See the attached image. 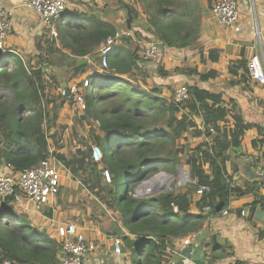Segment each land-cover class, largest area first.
<instances>
[{
    "label": "trees",
    "instance_id": "obj_1",
    "mask_svg": "<svg viewBox=\"0 0 264 264\" xmlns=\"http://www.w3.org/2000/svg\"><path fill=\"white\" fill-rule=\"evenodd\" d=\"M206 1L211 5L214 0ZM200 3L199 0H142L146 17L140 28L151 34L161 50L191 46L199 37ZM129 10L130 31L136 39L122 36L115 40L108 56V68L88 76L92 84L98 82V89L84 95L86 108L82 117L89 116L98 122L100 134H94V142L102 151L101 161H93L91 147L88 152L76 150L69 157L58 148L50 152L43 129L50 116L48 103L54 109L56 106L52 94L47 95L46 78L47 69L56 65L54 58L71 68L70 76H80L86 72L87 64H80L77 58L96 53L105 39L117 31L112 22L103 21L95 14L73 11L62 16L69 18L64 29L60 27V17L54 23L57 36L45 40L44 47L39 46L38 63L34 62L39 65L37 68L32 67L30 60L25 64L12 52L0 54V166L11 165L14 170H20L52 155L88 192L99 195L108 208L117 211L119 222L107 233L121 235L123 252L129 253L130 264H169L173 240L199 231L209 214L221 213L234 192L242 193L241 188L230 184L231 178L226 175L228 151L239 147L244 131L252 126L264 139V126L245 123L241 117L234 116L235 123L229 132L220 128L219 122L229 114V109L222 105L220 93L187 85L188 100L174 104L172 94L162 97L161 89L146 91L132 85L129 79L141 73V63L145 62L139 54L143 45L137 40L145 37L133 28L138 13L131 7ZM74 14L77 17L72 20L70 17ZM210 55L213 60L217 59V55ZM10 61L15 64L14 70L7 67ZM97 61L102 68L100 58ZM243 66V78L247 80L246 63ZM157 72L161 77L169 74L160 63ZM174 72L188 76L197 73L187 67H177ZM216 76V71H209L199 79L207 81ZM114 98L118 99L113 101ZM63 103L62 99L58 105ZM27 112L32 114L25 116ZM191 116L201 119L204 132ZM51 117L56 119V114ZM184 133L198 137L204 134L213 139V144L209 146L202 141L184 152L178 144ZM181 156H185L191 177L184 190L133 194L134 186L154 173L172 171ZM103 169L111 175L108 183L103 182ZM203 185L208 190L197 196L196 189ZM10 202L7 197L0 206V264L4 261L57 264L60 242L45 227L39 229L28 224L15 213ZM193 206L196 212H192ZM205 206L210 208L206 213Z\"/></svg>",
    "mask_w": 264,
    "mask_h": 264
},
{
    "label": "crops",
    "instance_id": "obj_2",
    "mask_svg": "<svg viewBox=\"0 0 264 264\" xmlns=\"http://www.w3.org/2000/svg\"><path fill=\"white\" fill-rule=\"evenodd\" d=\"M90 1L81 0L83 5L88 2L87 10L77 7L73 11L88 15L95 14L103 21L112 22L119 32V22L100 16L99 1L95 0L93 4ZM69 5L71 3L68 0ZM0 6L10 10L13 24L12 34L7 40L6 51L18 56L25 64L30 60V64L33 65L41 53L39 46L44 47L45 40L52 37L50 28L41 24L38 15L25 4L24 0H0ZM238 9V25L240 26L238 32H231L211 14V18L207 20L206 24H203V33L199 35L195 44L182 49L164 48L161 50L160 48L157 57L141 63L143 67L141 73H136L133 81L131 78L129 79L131 84L139 87L140 90L161 89L162 97H170L172 89L181 83L194 85L212 93H220L223 100L222 105L229 109L227 118L218 124L220 128L229 132L235 123L234 116L241 117L245 123L264 126V84L250 78L247 80L243 78L245 74L243 63H247L255 51H260L264 47V0H238ZM73 11L68 7L67 12ZM141 19L142 22L139 25L135 20L133 21V28L145 37L139 39L140 41L137 40L143 45L142 50L139 51L140 55L145 45L153 39L151 34L140 28L144 21L143 17ZM54 31H56L55 25ZM128 31L127 35L123 34L122 36L136 39L133 33ZM102 45L99 46L96 53L77 58L80 64H87L86 72L80 76H70L71 68L65 63L55 65V71L51 75H55L56 83L50 86L51 91L56 94L60 86L68 87L75 83L78 84L83 77L101 73L102 69L98 67L97 59L99 58L98 50ZM211 51L213 52L211 53ZM209 54L217 55V59L213 60ZM159 63L169 73L167 77L159 76L157 72ZM231 66L233 67L229 71ZM177 67L192 68L197 73L191 76L177 74L174 72ZM209 71H216L217 76L207 81H200L199 76ZM123 76L125 77V75ZM93 90L88 88L83 91L91 94L94 92ZM74 110L72 105L64 101L58 110L57 123L68 124L71 121L70 115L71 117L76 115ZM191 118L204 132L201 119L195 116H191ZM212 132L214 133V130ZM51 133H54V129ZM94 133L100 134L99 131ZM87 135L89 137L88 130ZM202 141L207 142L209 146L213 144V139L204 134L198 137L196 144ZM52 149L55 147L53 146ZM61 149L64 151L63 148ZM228 156L226 175L231 178L230 184L233 187L241 188L242 193L234 192L232 194L230 202L225 208L228 210L227 214L222 212L215 215L209 214L203 222V227L192 233L193 238L190 245L182 246L180 238L172 241V252H169H171V260L174 263L264 264V191L260 186L264 178V175L261 174L264 172L263 137L253 126L246 129L241 137L239 147L230 149ZM0 173L8 174L10 170L3 165L0 166ZM70 175L67 169L61 171L60 190L68 186ZM58 202L56 197L45 207L44 211L34 214L36 218L34 226L39 229H43L45 226L50 236L54 237L52 232L56 223L73 221L82 226L88 238L100 237L101 239L102 249L97 253L88 254L83 264H130L127 250L123 252L122 256H115L112 254L109 242L104 240L105 236L113 233L100 230V227L97 226L91 229L88 224L79 223L75 214L71 213V209L75 207L67 206L66 210L59 215L61 206L64 208L65 205ZM192 208V212H196L194 206ZM36 222H40L41 225ZM105 226L104 228H106ZM106 229L110 230L111 228Z\"/></svg>",
    "mask_w": 264,
    "mask_h": 264
},
{
    "label": "built area",
    "instance_id": "obj_3",
    "mask_svg": "<svg viewBox=\"0 0 264 264\" xmlns=\"http://www.w3.org/2000/svg\"><path fill=\"white\" fill-rule=\"evenodd\" d=\"M25 4L31 8L39 17V21L45 27L50 28V35L56 37L54 31V23L62 17L68 10V0H24ZM210 11L214 18L231 32H238L240 26L238 0H214L210 5ZM69 18L62 17L60 22L66 23ZM66 20V21H65ZM13 31V24L10 18V10L0 6V54L6 51L7 40ZM128 32H115L113 36H108L103 45L98 50L101 61L102 70L108 68V56L112 52L115 40ZM160 45L155 40L148 42L141 52V58L144 61L153 60L157 57ZM8 69L9 66L7 65ZM248 76L253 81L264 84V47L260 51H255L246 63ZM99 87L98 82L92 84L88 76L83 77L78 84H72L68 87L58 89L62 99L72 105L74 109L85 108L84 99L85 91L88 88L96 91ZM189 93L187 85L181 83L174 87L171 101L174 104H180L188 100ZM50 152L52 150L50 149ZM91 156L94 162L99 163L102 158V151L98 145L91 146ZM58 161L52 156L41 159L36 164L14 170L11 165H5L10 173H0V197L11 199V203L18 206H24L26 210H30V214L41 213L44 208L54 200L61 187V170L58 168ZM103 175L110 180L109 172L104 170ZM264 175V172H261ZM146 183V182H145ZM194 183V181H193ZM264 191V178L260 183ZM208 190V186H201L196 189V195H201ZM151 192L147 188L145 191L140 190L134 192L135 196H142ZM174 211L177 208L174 207ZM210 210L208 206L203 208L206 213ZM223 214H227L228 210L224 209ZM244 214V212H241ZM32 216V215H30ZM52 235L60 242V252L57 264H83L88 254H94L102 249L101 239L88 238L82 226L73 221L59 222L53 227ZM192 233L180 238L182 246H188L192 241ZM112 248V254L121 256L123 254V239L121 235L109 234L104 237ZM1 264H18L16 262L4 261ZM169 264H174L170 260Z\"/></svg>",
    "mask_w": 264,
    "mask_h": 264
},
{
    "label": "rangeland",
    "instance_id": "obj_4",
    "mask_svg": "<svg viewBox=\"0 0 264 264\" xmlns=\"http://www.w3.org/2000/svg\"><path fill=\"white\" fill-rule=\"evenodd\" d=\"M71 5L68 7L71 8V11L75 10V8L80 7L83 10H87V3H84V5L81 3V0H69ZM95 0H91L90 3H94ZM100 3V8L99 10L101 11L100 16H103V18H106L111 21L117 20L119 22V32H129L127 30L126 26V19H127V9L129 7L133 8L136 10L138 13L137 17L140 16L139 19H136V24L139 25L140 22H142L141 17L144 18L146 17V11L144 9V6L142 4V0H98ZM201 3V7H199V16H200V32L199 35L203 33V24H206L207 20L211 18V11H210V5L206 0H199ZM80 2V3H79ZM77 5V6H76ZM104 5V6H103ZM136 5V6H135ZM71 6V7H70ZM103 6V7H102ZM75 12V11H74ZM78 13V12H77ZM80 13V12H79ZM76 14H74L72 17H70L72 20H75ZM65 23L61 24L60 22V27L61 29H64ZM195 44V43H194ZM55 57V56H54ZM37 62V60H36ZM38 63V62H37ZM42 62V66L45 65ZM54 63H58L57 57L54 58ZM60 63V62H59ZM9 69L14 70L15 69V64L10 61L8 63ZM39 65L34 63L32 65L33 68H37ZM47 75H48V85L49 89H47V95L50 93L52 94L51 98L54 99L55 101V109L52 108L51 103H48V109L47 112L50 115L47 117V120L45 121L43 125V129L46 131V134L48 136V141L50 143V148L51 150L53 146L55 149L58 148V150H62L61 148L64 149L65 155L69 157L71 154H73L76 150H82L83 152H88L89 148L93 145H95L94 142V132L99 131V126L97 120H94L93 118L86 116V118H83L82 115L85 112V108H77L75 109L76 115L74 117H71V121H69L68 124H59L57 123L58 119V110H60L61 105H58L60 102V99L62 98L61 95H59V91L55 94L53 91H51L50 86L53 85V83H56L55 75L53 74L54 67L53 68H48L47 69ZM133 81V78H131ZM61 88V86L59 87ZM173 91V89H172ZM170 93V91H169ZM168 93V94H169ZM172 94V93H171ZM170 94V95H171ZM118 98H114L113 101L117 100ZM103 106V105H101ZM56 114V119H53L51 117L52 114ZM32 114V112H27V114H24L25 116ZM71 123V125H69ZM159 127H165L163 124H159ZM52 129H54V133L52 132ZM67 130V131H65ZM87 130L89 131V137L87 135ZM201 131H203L201 129ZM192 135V136H191ZM55 139V140H54ZM198 141V137L193 135V133H184L181 135V137L178 139V144L179 146L183 147L184 152H188L189 149H193L197 144L196 142ZM58 143V144H57ZM112 147V143L109 145L108 149ZM109 152V151H107ZM58 168L63 171L67 169L63 163L58 161ZM100 166V165H99ZM180 166V169L178 168ZM101 167V166H100ZM105 169H103L104 171ZM102 171V172H103ZM181 171L186 173L187 178L191 182V177H190V172H189V166L188 164L185 163V156L180 157V163L175 166V168L172 171H167V170H161L153 175H151L149 178L144 180L142 183L138 184L137 186H134V192H138L140 190H144L149 188L151 189V192H155L154 190L156 189H162L164 188L165 190H174V191H180L184 190V186L190 182L183 181L181 178ZM164 174L167 176H170L172 180L169 178L168 181L165 180L162 183H156L153 182L152 185L147 184L145 182H148L150 179H155L159 175ZM103 175V173H102ZM111 177V175L109 174ZM180 177V178H179ZM103 182L108 183L107 178L103 175ZM171 182V183H170ZM176 184V185H175ZM68 186H65V189H61L58 196H57V201L58 203H61L65 205L64 208L61 206V211L59 212V215L63 213V211L66 210V207H75L71 209V213L75 214V216L78 218L79 223H84L88 224L89 228L93 227H100V230L103 231H109L106 228L112 227L114 224L117 223L118 220V213L116 210L113 208H108L109 205L103 202L104 200L99 197V195L91 192H88L86 188L81 184V182L77 178L69 177V183L67 184ZM133 187V186H132ZM130 190V189H129ZM103 193L105 195L107 194L106 187L103 190ZM93 196V197H92ZM6 198L0 197V206L4 203ZM70 200V201H68ZM12 206V209L15 211L18 216H22L26 219L28 224H33L35 221V215L30 214V210H26L24 206H18L15 205L14 203H9ZM32 215V216H30ZM54 215V213H53ZM70 219V218H68ZM1 224V221H0ZM36 224L41 225L40 222H36ZM106 226H105V225ZM104 226L106 228H104ZM45 227V226H43ZM88 228V231H89Z\"/></svg>",
    "mask_w": 264,
    "mask_h": 264
},
{
    "label": "water",
    "instance_id": "obj_5",
    "mask_svg": "<svg viewBox=\"0 0 264 264\" xmlns=\"http://www.w3.org/2000/svg\"><path fill=\"white\" fill-rule=\"evenodd\" d=\"M126 26H127V29L128 30H130V28H131V14H130V10H129V8L127 9V19H126ZM178 168L180 169V166H178ZM162 176H164V174H161ZM160 176V175H159ZM166 176V175H165ZM185 181H187V182H190L189 181V179L187 178V180H185ZM154 182V179H149L148 180V182H146L147 184H150L151 183V185H152V183ZM155 192H162V191H165V189L164 188H162V189H156V190H154Z\"/></svg>",
    "mask_w": 264,
    "mask_h": 264
},
{
    "label": "bare ground",
    "instance_id": "obj_6",
    "mask_svg": "<svg viewBox=\"0 0 264 264\" xmlns=\"http://www.w3.org/2000/svg\"><path fill=\"white\" fill-rule=\"evenodd\" d=\"M180 174H182L181 175V178H182V180L183 181H185V180H187V175H186V173H184L183 171H181V173ZM170 178V176H162V175H160V176H158L157 178H155L154 179V182H156V183H162V182H164L165 180H167L168 181V179ZM180 178V177H179ZM171 180H172V178H170ZM171 183V182H170ZM176 185V184H175Z\"/></svg>",
    "mask_w": 264,
    "mask_h": 264
}]
</instances>
